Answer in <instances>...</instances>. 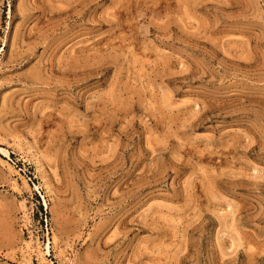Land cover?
Masks as SVG:
<instances>
[{"label":"rangeland","instance_id":"rangeland-1","mask_svg":"<svg viewBox=\"0 0 264 264\" xmlns=\"http://www.w3.org/2000/svg\"><path fill=\"white\" fill-rule=\"evenodd\" d=\"M0 264H264V0H0Z\"/></svg>","mask_w":264,"mask_h":264}]
</instances>
